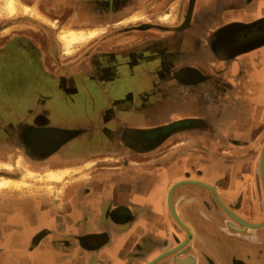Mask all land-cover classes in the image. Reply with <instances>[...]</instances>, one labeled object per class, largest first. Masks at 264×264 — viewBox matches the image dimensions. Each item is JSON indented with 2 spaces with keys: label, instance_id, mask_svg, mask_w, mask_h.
Wrapping results in <instances>:
<instances>
[{
  "label": "crops",
  "instance_id": "obj_1",
  "mask_svg": "<svg viewBox=\"0 0 264 264\" xmlns=\"http://www.w3.org/2000/svg\"><path fill=\"white\" fill-rule=\"evenodd\" d=\"M67 1L77 7L76 21L89 24L82 32L101 30L102 35L70 53L65 45L50 51L38 43L20 48L30 53L10 51L0 57V79L23 83L0 90V151L33 143L51 154L37 171H76L66 172L57 194H18L9 188L0 193V206L9 213L21 211L36 224L33 232L47 228L42 247L72 246V256L40 257L32 264H147L174 244L169 187L185 178L215 187L223 182L222 195L233 201L241 176L235 154L243 150L234 140L253 145L264 140V0L26 2L32 7L46 2L54 9ZM136 4L138 9L148 7L149 19L126 23ZM137 24L142 26L129 28ZM137 74L142 80L136 81ZM79 107L85 109L88 124L76 112ZM131 115L138 121H130ZM135 126L174 132L130 170L120 135L123 128ZM105 136L114 143L106 147L108 153L95 147ZM93 143L94 150L102 151L97 156L111 155L112 160L98 159L90 182L87 146ZM132 173L141 193L138 221L99 225L107 205L132 197L131 187L123 184ZM209 195L191 183L173 192L178 214L194 230L196 249L203 245L205 229L216 237L210 218L204 228V214L213 213ZM105 232L109 239L90 241ZM81 236L86 244L78 240ZM168 256L156 264H173ZM199 262L204 263L200 254Z\"/></svg>",
  "mask_w": 264,
  "mask_h": 264
},
{
  "label": "flooded vegetation",
  "instance_id": "obj_2",
  "mask_svg": "<svg viewBox=\"0 0 264 264\" xmlns=\"http://www.w3.org/2000/svg\"><path fill=\"white\" fill-rule=\"evenodd\" d=\"M25 1L30 2L31 0H25ZM87 1L90 3L98 2L101 5H107L106 4L107 1L105 0H87ZM65 3H67L66 6L64 5H62L63 7L55 6L54 9H50L49 6L47 7L46 2L42 3V7L45 11L50 12L51 14L53 13L52 16L55 15L54 17L57 16L56 18L58 22L56 25H49V24L44 25V24L37 22L36 23L37 29H34V30L16 31L12 33L10 32L9 33L10 35L5 34V33H2V35L0 34V57L1 56L7 57L11 53L10 51H16L18 54H22L23 52L30 53L29 50H23V52H21L22 50H20V48H24V46L34 47L38 43L47 45L50 51H55L57 47L61 48L60 41L58 40V32H59V27L62 23L69 22L74 27L76 25H82V26L89 25L87 22L82 23V22L76 21L77 17H73L74 14L77 13V7L75 3L73 4L72 2H70L69 4L68 1ZM138 7L139 6L136 4L134 6V10L138 9ZM61 17H68V18L62 20ZM102 24L108 25V23H102ZM154 24L155 23L152 22L149 25L153 26ZM136 26H142V24H137L129 28H135ZM0 33H1V30H0ZM100 40H104V38ZM141 78L142 77L139 76V74L136 75V79H137L136 81L142 80ZM21 84L23 83H16V81L13 83L12 80L1 78L0 79V90L3 85H10V87L14 89ZM45 99L46 98H44V100ZM18 112L22 113L21 110H18ZM76 112L81 113L80 115L83 116L82 121H85L87 124L89 123V119L84 116L85 109H82L81 107H79L78 109H76ZM38 119L41 120L40 116L38 117ZM43 120H47V118H44ZM129 120L134 123L135 121H138L135 118V116H132V115H131V119ZM64 121H65V118H64ZM117 123L120 125L119 122ZM170 130L171 128H166V130H163V129L162 130H158V129L146 130L138 126L123 128L121 131L120 138L123 140L124 142L123 145L127 147V151L129 152L126 156H124L125 165L129 164L130 170L136 169L137 167L134 165L140 164L139 161H140L141 156L145 155L146 153H151L157 148H159V146L163 144L170 137V135L174 132ZM105 139L106 140L101 139V141L103 142L102 144H99L98 146H95L94 143L90 144V146H87V149L89 152V155L87 157L88 159L91 157H96L99 153L101 154L102 152L99 150H94L95 148H92V147L95 146L97 147V149H102V148H106L114 144L108 137L105 136ZM234 141L235 142L233 144L237 147L241 145L242 146L241 148L243 150H246L247 147H250V143L241 144L240 141H236V140ZM21 146H22L21 149L18 148V149H8L6 151L4 150L0 151V159L4 157L6 158L8 154L9 155L12 154L13 157L11 161L13 160L12 164L14 166V170L12 171L8 169H0V178L7 177V178H12V179H17L20 176L19 174L21 173V169L18 167V164H17L20 154L24 156V158L27 161V164H29V166L31 165V167H34L35 169L40 168L41 163L46 162V160L49 159V157L51 156V154H47V153L44 154L39 149H36L35 148L36 144H33V143L24 142L21 144ZM263 146H264V143L260 150L261 152H260V159H259V165L261 169L260 175L262 177V180H263V175H262ZM243 150L241 151L238 150L236 151V154H235L236 155L235 161L237 163V169L240 166V164L245 160V158H242V154H241ZM110 151L111 150L106 148L105 153H108ZM106 160L111 161L112 158H106ZM238 162H240V164H238ZM95 164L92 166H95ZM42 166L48 167V165L45 163ZM98 167L99 166L95 167L93 169L94 172L93 173L91 172L92 174L89 175L90 182H94L95 173L97 172ZM100 168L104 169V168H111V167L110 166L105 167L103 165V166H100ZM129 175H130L129 178L126 179L123 182V184L131 187L130 192L131 194H133L132 197H129L128 199L127 198L124 199L125 201H127V203H119L111 207L107 205L106 211L100 217L101 222L99 223V225L103 226L106 224L113 223V224L127 226L130 223L136 222L137 218L139 217V213L137 212L139 205L137 201L139 200L138 196H140L141 193H139V191H136L137 185L135 183L136 182L135 179H137L138 177L134 175L133 173ZM257 179H258L257 172H254L253 175H249V174L241 175L236 183V186H238V188L235 190L236 195L233 201H229L226 197L222 195L223 193H222L221 185L223 184V182L220 183L218 187H216L219 191L220 196L225 202V204L235 213V215L238 216L240 219L248 223H252V224H258L264 221V184H263V188L261 189V192H258L256 188ZM246 181L247 182L253 181L254 183H251V186L247 187L245 185ZM88 189L90 190L91 188H88ZM6 191H10V190L9 189L2 190L0 193H4ZM259 193H261V195ZM222 209H221L222 212L225 213V209L224 208ZM179 216L183 220V216L182 215H179ZM40 217L37 216L38 222L40 220L43 221L42 219H40ZM208 220L209 219H207V216L204 214V221H205L204 228L206 227V224H207L206 221ZM210 220L212 221V224H216L219 226V230L222 233L227 234L229 236L228 233L223 231V229L226 228V226L221 227L220 225L222 223L221 224L215 223L213 218H211ZM174 221H175V228L172 233V238L175 242L171 248L179 245L187 238V231L184 228H182L175 219ZM226 221H227L226 219H223L224 224ZM235 221L237 223H240V225L236 226L239 229L241 227V222L237 219H235ZM184 223L187 224L188 227L190 228V231H191L190 240L181 248L182 252L171 254L168 257H171L172 259H177V263L179 264H189V263L190 264H201L200 262L198 263L199 254H200L201 256H203V262H204L203 264H221V262L220 263L219 261L216 262L217 260L215 261L211 257V255L213 254H210L208 251L204 249V239L200 240V243H202L203 245L199 247V249L194 248V245L192 243L195 239L194 230L191 229L190 224H188L185 221ZM35 225L36 224L32 223L29 218L27 219L25 215L22 214L21 211H15V212L9 213L8 209L0 206V264H32V261L40 257H44V258L50 257L52 259H59V258L61 259L63 256L68 257V256L74 255V252L70 253L69 251V249L72 248L70 244L54 245L52 248L42 247L43 246L42 241L46 236L47 228H42V229H39L37 232H33L32 226H35ZM208 225H211V223ZM176 229L182 231L181 234L183 235L181 238L177 236V233L175 231ZM16 231H20V232L16 233ZM104 237L105 239L107 238L109 239L110 235L107 232H105L98 236L97 235L90 236L89 238H90V241L92 242V241H95L96 238L97 239L100 238L101 240H103ZM234 238L240 239L241 242L239 240L237 241H239L242 244H237V246L241 247L245 252L243 254H238V253L233 252L231 254V257H232L231 264H252V260L250 256L253 255V252L255 253L256 250H257V253L264 252V227L261 229L260 232L259 231L256 233L252 232L248 236L244 235L245 239L244 238L241 239L238 237H234ZM78 240L86 244L82 236L78 237ZM237 246H234V248ZM91 251L94 252V248H92Z\"/></svg>",
  "mask_w": 264,
  "mask_h": 264
},
{
  "label": "rangeland",
  "instance_id": "obj_3",
  "mask_svg": "<svg viewBox=\"0 0 264 264\" xmlns=\"http://www.w3.org/2000/svg\"><path fill=\"white\" fill-rule=\"evenodd\" d=\"M6 1H8V0H0V30H1L0 34L1 35H2V33L9 34L10 32L37 29V26H36L37 22L44 24V25L47 24L42 19H40L38 17H33L31 15V12L26 13V14H22V15H17L16 17H13L12 14L10 15V13L6 9V5H7ZM61 18L63 20V19H67L68 17H61ZM49 25H52V24H49ZM71 29H77V30L82 31V30L87 29V25H84V26L76 25L74 27L72 24H70L68 22L62 23L59 27V32H58V40L60 41L61 45H65L63 39L61 38V33L63 31H68ZM84 42H90V40L85 39L82 41H78V42L74 43L73 47L76 48V46L78 47L80 45H83ZM66 51H67V48H66ZM263 143H264V140H263V142L259 143L258 145H253L251 143L250 147H247L246 150H243L241 154H242V158H245V160L240 164V166L237 169L241 175H248V174L253 175L254 172H257L258 179L256 181V188H257L258 192H261V189L263 188V180H262V177L260 175L261 169H260V165H259L260 152H261L260 150H261ZM17 164H18V162H17ZM95 167H97V166L95 165V166L88 167L86 169V173L87 172L88 173L90 172V174H91V172L93 173L94 172L93 169ZM19 168L21 169V173L19 174L20 176L15 180H16V182H19V184L21 186L17 187L16 185H11L12 187H7L4 189L15 188L13 190H15L18 194H24L26 191L27 192H34V193H41V192L48 193L49 192L50 194H52V193L57 194L58 191L60 192V190L62 189V186L64 183L60 180L58 182H56V181L53 182L50 180L47 181V179L46 180L42 179V177L40 175L28 177V176H25L26 172L21 167H19ZM1 169H8V167L1 168ZM8 170H10V169H8ZM185 179H187V178H185ZM24 181H26L27 183L26 182L24 183ZM251 183H254V182L253 181H250V182L246 181L245 185L247 187H250ZM166 188H167V186L165 188H163V190H162L163 196H164V192H165ZM169 188H168V190H169ZM205 189L210 191L211 196L209 195V197H210L209 199H210V204H211V210L213 211V213L212 212H206L205 215L207 216V218H210V219L213 218L215 223H218V224L222 223L220 225L221 227L226 226V228H224L223 231L228 233L229 236L227 234L222 233L219 230L218 225L211 224L210 226H212V228L214 230H210V232H213L212 234H215L216 237L209 236L207 234V229H205L206 238H204V249L206 251H208L210 254H213L217 258L219 263L221 262V264H231V258H232L231 254L233 252L238 253V254H243L245 252L241 247L237 246V244H242V243H240L241 242L240 239H237L234 237H238V238L243 239L244 235L248 236L252 232H255V233L258 231L260 232L263 227L252 228L250 226H245L241 223V227L238 229L236 226L240 225V223H237L235 221V218L233 216H231L226 210H225V213L227 212L226 214L224 212H222L223 207L217 201L214 193L207 188H205ZM259 194L261 195V193H259ZM166 197H167V194H166ZM223 219L227 220L225 222V224L223 223ZM173 231L174 230H172V233H173ZM175 231L177 233V236L179 238H181L183 235V234H181L182 231L178 230V229H176ZM215 235H213V236H215ZM237 240H239L240 242ZM234 246H237V247L234 248ZM250 257L252 260V264H264V252L263 253H257V250H256V252L255 253L253 252V255Z\"/></svg>",
  "mask_w": 264,
  "mask_h": 264
},
{
  "label": "bare ground",
  "instance_id": "obj_4",
  "mask_svg": "<svg viewBox=\"0 0 264 264\" xmlns=\"http://www.w3.org/2000/svg\"><path fill=\"white\" fill-rule=\"evenodd\" d=\"M6 2H7L6 9L10 13V15L12 14L13 17H16L17 15H22V14H26V13L31 12V15L33 17H38V18L42 19L47 24L56 25L58 22V20L56 18L57 16L56 17H54L55 15L52 16L53 13L51 14L50 12L45 11L43 9V7H41V6H35L32 8L25 0H8ZM40 2H42V1H40ZM40 5H42V4H40ZM148 10L149 9L147 6L135 10L133 13H131L128 16V18H127V20H125V22L129 23V22H135V21L138 22V21L148 20L149 19ZM82 31L79 32L77 29H71L68 31H63L61 33V38L63 39V41L65 43V47L67 48L68 53L72 51V47L74 46V43H76L78 41L85 40V39L92 41L102 32L101 30H94V29H89V31L86 33L82 32ZM100 35H102V34H100ZM110 156L111 155H100V156H96V157H91V158L87 159L86 165L88 167H91L92 165H94L98 161V159H106V158H110ZM11 159H12V154H10V155L8 154V156L6 158L4 157V158L0 159V169L8 167V169H10L11 171L14 170V166L12 164L13 160L11 161ZM18 166L21 167L26 172L25 176L29 177V176L40 175L42 177V179H44V180L47 179V181L48 180H50V181L62 180L64 175H66V172L76 171V167L75 168L74 167H66V168H63L62 170H58V169H54V168L53 169L44 168L42 170L37 171L36 169H33L31 167V165L29 166V164H27V161L22 154H20V157L18 158ZM67 174H69V173H67ZM89 175H90V172L87 173L86 176L88 177ZM25 182L26 181H24V183ZM11 185H16L17 187L21 186L19 184V182H16L15 179L7 178V177L0 178V190L7 188V187H12ZM13 189H15V188H13Z\"/></svg>",
  "mask_w": 264,
  "mask_h": 264
},
{
  "label": "water",
  "instance_id": "obj_5",
  "mask_svg": "<svg viewBox=\"0 0 264 264\" xmlns=\"http://www.w3.org/2000/svg\"><path fill=\"white\" fill-rule=\"evenodd\" d=\"M262 175H263V184H264V146H263V152H262ZM197 184V185H201L209 190H211L217 201L220 203V205L231 215L233 216L235 219L239 220L241 223H243L244 225L250 226L252 228H260V227H264V221H262L261 223L258 224H252V223H248L242 219H240L238 216L235 215V213L225 204V202L223 201L222 197L219 194L218 189L214 186L211 185L205 181H201V180H196V179H184L181 181H178L176 183H174L171 187L170 190L168 192V207L170 209V212L172 214V216L174 217V219L179 223V225L181 227H183L186 231H187V238L180 243L179 245L170 248L164 252H162L161 254H159L158 256H156L154 259H152L151 261H149L147 264H156L158 261H160L161 259H163L164 257L174 254V253H180L181 248L190 240L191 237V231L190 228L183 222V220L181 219V217L179 216L174 203H173V192L174 190L182 185V184ZM173 264H179L177 263V259H173ZM190 264V263H189Z\"/></svg>",
  "mask_w": 264,
  "mask_h": 264
}]
</instances>
